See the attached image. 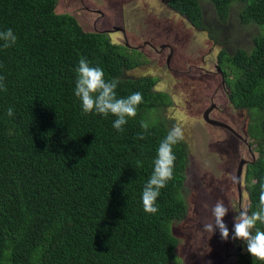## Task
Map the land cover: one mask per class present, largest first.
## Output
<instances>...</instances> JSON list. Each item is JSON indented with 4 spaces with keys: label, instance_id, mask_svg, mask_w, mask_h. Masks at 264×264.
Masks as SVG:
<instances>
[{
    "label": "trees",
    "instance_id": "obj_1",
    "mask_svg": "<svg viewBox=\"0 0 264 264\" xmlns=\"http://www.w3.org/2000/svg\"><path fill=\"white\" fill-rule=\"evenodd\" d=\"M164 1L223 46L218 61L225 92L234 107L247 110L246 135L258 154L244 159L242 170L251 214L264 183V0ZM58 3L0 0V31L11 28L17 36L9 48L0 41V77L7 89L0 90V264L175 262L173 224L188 211L185 140L173 146L174 179L160 191L158 212L145 213L142 204L157 149L171 129L162 112L173 99L156 89L157 78L126 75L141 63L135 48L86 29L74 14L58 12ZM204 3L214 15H207ZM236 13L258 32L249 48L229 51L225 42L232 40L228 26ZM81 58L102 68L106 81L119 78L118 98L142 93L123 132L113 127L112 115L82 113L74 95ZM141 121L150 125L144 139L137 138ZM256 227L264 231V224ZM237 264L264 261L246 251L239 252Z\"/></svg>",
    "mask_w": 264,
    "mask_h": 264
},
{
    "label": "rangeland",
    "instance_id": "obj_2",
    "mask_svg": "<svg viewBox=\"0 0 264 264\" xmlns=\"http://www.w3.org/2000/svg\"><path fill=\"white\" fill-rule=\"evenodd\" d=\"M204 6L208 16L213 13L211 4ZM57 11L74 14L86 29L106 32L115 44L135 48L141 63L126 75L157 78L156 89L173 99L163 109V119L170 128H183L190 160L183 189L188 211L173 224L179 244L177 259L169 264H237L239 252L247 250L242 241L232 239L238 213L231 206L235 204L237 211L248 207L245 171L240 185L237 171L242 159L258 154L246 135L247 110L234 107L223 86L218 61L223 46L164 0H59ZM228 28L232 29L231 42H225L229 51L249 48L258 32L241 23L237 13ZM216 201L229 207L224 217L228 240L221 239L218 229L211 238L203 231V222L210 218L208 209Z\"/></svg>",
    "mask_w": 264,
    "mask_h": 264
},
{
    "label": "clouds",
    "instance_id": "obj_3",
    "mask_svg": "<svg viewBox=\"0 0 264 264\" xmlns=\"http://www.w3.org/2000/svg\"><path fill=\"white\" fill-rule=\"evenodd\" d=\"M0 41H3V47L9 48L16 44L17 36L11 28L0 31ZM76 80L74 95L79 99L84 115L98 114L104 117L109 115L116 119L113 127L118 132H123V126L128 119L135 118L137 107L143 101V95L135 92L127 98H118L116 89L120 84L119 78H113L106 81L103 69L90 66L86 58L79 60L75 69ZM4 78L0 77V90L6 91L3 83ZM8 116H13L14 111L10 107L7 110ZM142 132L138 134V139H144L145 134L150 127L148 121H141ZM185 140V133L182 127L173 126L160 142L157 149V155L154 160V167L151 176L145 184L142 191L143 210L148 214H156L157 198L161 189L167 186L170 180L174 179V166L176 156L173 153V146ZM231 179L235 180L233 176ZM259 203L257 210L249 214L248 208L236 210L235 204L231 208L238 214L234 216L233 240H240L246 245V250L251 256L260 261H264V231L257 229V223L264 224V183L260 185ZM210 218L203 222V231L209 234V238L219 230L222 240H228L229 228L224 221L228 214L229 207L222 201H216L208 209Z\"/></svg>",
    "mask_w": 264,
    "mask_h": 264
},
{
    "label": "water",
    "instance_id": "obj_4",
    "mask_svg": "<svg viewBox=\"0 0 264 264\" xmlns=\"http://www.w3.org/2000/svg\"><path fill=\"white\" fill-rule=\"evenodd\" d=\"M244 163H245V160L242 159L240 164H239V167H238V172H237V175H238V179H239V184L240 185L242 182H241V176H242V168L244 167Z\"/></svg>",
    "mask_w": 264,
    "mask_h": 264
},
{
    "label": "flooded vegetation",
    "instance_id": "obj_5",
    "mask_svg": "<svg viewBox=\"0 0 264 264\" xmlns=\"http://www.w3.org/2000/svg\"><path fill=\"white\" fill-rule=\"evenodd\" d=\"M222 73V72H221ZM225 88H226V86H225V81H224V85H223ZM231 132H233L234 134H235V136H237L240 140L243 138V137H241V135H238L233 129H231L230 130ZM241 162V161H240ZM238 172V171H237ZM238 176V175H237Z\"/></svg>",
    "mask_w": 264,
    "mask_h": 264
}]
</instances>
